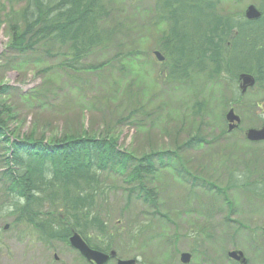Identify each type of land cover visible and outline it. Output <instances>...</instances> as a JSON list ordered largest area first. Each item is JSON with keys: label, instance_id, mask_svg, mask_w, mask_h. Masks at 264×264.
Masks as SVG:
<instances>
[{"label": "rangeland", "instance_id": "1", "mask_svg": "<svg viewBox=\"0 0 264 264\" xmlns=\"http://www.w3.org/2000/svg\"><path fill=\"white\" fill-rule=\"evenodd\" d=\"M158 1L109 0L107 25L117 29L114 41L80 58L84 68L75 70L63 55L28 61L9 52L6 15L18 13L27 0H0V84L13 86L6 99L16 111L10 128L15 136L47 139L82 130L109 133L118 138L121 149L138 157L169 152L170 158L155 159L156 172L150 176L154 206L121 178L107 177L112 185L109 204L116 212L109 224L137 223L145 229L116 247L118 258L183 264L180 254L190 252L189 264H230L226 252L238 247L252 264H264V142L253 143L244 134L264 124V111L258 107H264L263 84L243 95L238 82L215 76L207 65L202 71L187 67L174 79L169 64L154 54L170 27L168 12L163 17L156 12ZM211 2L221 14L238 17L252 0ZM198 11L183 10L178 24L191 40L200 37L195 20L204 23ZM35 90L50 97L49 102H32L34 95H27ZM237 93L242 98L235 102ZM231 107L242 124L227 133L225 113ZM195 138L199 141L190 145ZM5 155L1 142L0 172L5 170ZM3 182L0 178V209L9 203ZM222 188L227 192H220ZM252 188L257 190L251 193ZM40 238L33 226L0 216V264H75L77 253L69 242Z\"/></svg>", "mask_w": 264, "mask_h": 264}, {"label": "trees", "instance_id": "2", "mask_svg": "<svg viewBox=\"0 0 264 264\" xmlns=\"http://www.w3.org/2000/svg\"><path fill=\"white\" fill-rule=\"evenodd\" d=\"M108 1L27 0L18 13L6 15L8 51L27 56L28 61L63 55L71 60L66 61L69 66L82 69L80 58L109 46L116 36L117 29L107 25ZM177 2L180 0H161L157 8H169ZM189 3L192 9L202 5L205 11L203 24L195 20L200 37L191 40L181 32L178 12L182 8H177V16L170 15L173 23L160 44L173 78L179 79L187 67L202 71L209 66L215 76L227 75L236 82L238 72L252 73V31H245L243 21L238 23L234 17L215 10L211 0H188ZM11 90L13 86L0 84V143H4L6 152L3 157L6 166L0 178L4 181V200L9 202L0 209V216L33 226L47 242L52 238L67 241L75 230L83 238H92L91 246L105 252L123 245L125 238H137L145 230L143 226L109 224L116 212L109 204L112 185L107 177L121 178L133 193L154 206L157 199L150 176L156 172L155 159L170 158L169 152L149 151L138 157L121 149L113 135L100 136L87 130L53 139L33 134L15 136L10 123L16 111L6 99ZM29 95H34L31 101L38 104L50 100L36 90ZM238 97L242 95L235 94L233 101L237 102ZM198 141L192 139L190 145ZM120 214L123 216L125 212Z\"/></svg>", "mask_w": 264, "mask_h": 264}, {"label": "water", "instance_id": "3", "mask_svg": "<svg viewBox=\"0 0 264 264\" xmlns=\"http://www.w3.org/2000/svg\"><path fill=\"white\" fill-rule=\"evenodd\" d=\"M246 17L250 20L258 19L261 16L260 11L254 6L250 5L245 13ZM156 55L160 60H163L164 57L161 56L160 52H156ZM241 81L240 89L244 94L246 91L253 87L256 83V79L250 73H242L239 76ZM226 120L229 122V130L232 131L239 127L242 120L241 117L236 113L234 108H231L226 113ZM246 137L250 141H260L264 140V126L261 128L250 127L246 132ZM9 226L6 225V228ZM71 244L79 249L84 256L90 261H95L97 264H105L109 261L111 257L116 256V252L112 251L110 254H106L102 251L91 249L86 242L82 239V236L78 232H74L70 237ZM229 255L237 260H240L242 263H245L247 260L242 251H232ZM181 260L183 263H189L191 260V254L188 252H184L181 255ZM117 264H137L136 259H120Z\"/></svg>", "mask_w": 264, "mask_h": 264}, {"label": "flooded vegetation", "instance_id": "4", "mask_svg": "<svg viewBox=\"0 0 264 264\" xmlns=\"http://www.w3.org/2000/svg\"><path fill=\"white\" fill-rule=\"evenodd\" d=\"M250 4L254 5L261 13V16L258 19H253L252 21L244 17L245 25L252 27V69L254 70V76L256 78L264 79V0H252V3ZM178 14L180 16L183 15V10L182 12H178ZM240 17H241L240 15L236 17L238 23H239ZM258 107L259 109H262L264 111L263 106H258ZM259 142H264V141H259ZM251 193H252V190H251ZM84 240L91 246L90 244L91 238H84ZM74 250L77 253V259L74 260L75 264H81L82 260L84 264H95L94 262L87 260L78 249L74 248ZM232 250H241V249L238 247H234V248L227 250L226 254H227L229 263L230 264H241L240 263L241 261L239 262L236 259L229 257V252ZM243 252L247 257L246 264H252V258L249 257L245 251ZM111 260H109L106 264H108Z\"/></svg>", "mask_w": 264, "mask_h": 264}]
</instances>
